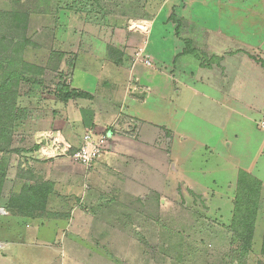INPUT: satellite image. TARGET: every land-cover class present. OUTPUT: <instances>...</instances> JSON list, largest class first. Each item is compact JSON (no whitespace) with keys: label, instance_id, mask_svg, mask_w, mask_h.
Returning a JSON list of instances; mask_svg holds the SVG:
<instances>
[{"label":"rangeland","instance_id":"obj_1","mask_svg":"<svg viewBox=\"0 0 264 264\" xmlns=\"http://www.w3.org/2000/svg\"><path fill=\"white\" fill-rule=\"evenodd\" d=\"M220 2L0 0V215L6 200H14L15 191L21 190L26 197L21 206L36 200L37 211L32 212L36 216L43 214L46 206L37 194L60 193L53 199L50 215L54 219L73 215L75 223L72 234L65 229L56 242L55 231L46 230L52 235L42 239L50 244L44 248L50 246L57 251L51 252L49 259L36 245H24L20 264H264V212L257 214L249 250L243 251L230 233L236 168L240 164L252 166L264 179V133L257 134L255 125L245 117H233V131L238 134L233 142L234 165L227 166L226 171L220 167L222 171L217 174L222 179L234 178L232 183H217L216 189L206 192L191 180L177 182L172 132L160 125L161 114L177 121L174 123L182 128L180 140L184 138L187 146L196 141L214 144L225 133L216 130L199 111L188 109L186 102L192 99L186 96L185 103L180 99L182 88L175 94L170 92L169 104L162 106L157 99L156 106H161L159 126L154 125L148 153L136 154L124 165L107 171L113 182L103 181L96 189L98 193L83 205L78 198L68 196L65 182L54 176L71 171L67 163H76L63 157L41 158L37 153L39 148L50 147L52 139L70 145L72 150L80 143L82 135L74 132L69 117H65L66 109L62 112L64 102L57 96L62 85L81 93L89 88L93 98L85 103L91 113L86 110L84 118L90 122L94 114L103 113L104 98L118 92L140 101L148 99L153 70L158 75L153 77L156 82L160 83L162 76L174 82L178 64L183 61L206 69L227 61L228 69L233 66L231 71L237 70L234 66L238 63H248L250 74L259 71L253 82L257 80L264 93V19L257 12L263 9L262 1ZM141 22L150 23L144 26ZM191 51L195 53L187 55ZM150 52L158 53V62L163 65ZM224 67L222 71L228 70ZM194 97L199 103L200 96L194 93ZM174 101L186 106L179 110V102L176 105ZM81 103H75L74 109L83 116ZM202 107L203 103L197 109ZM211 112L206 109L207 115ZM253 116L257 123L264 121L262 114ZM116 117L119 126L125 124V128L111 129L117 133L111 132L108 148L101 156L113 154L122 162L121 152L139 139L140 121L122 113V108ZM95 128L92 124L83 137L102 131ZM55 167L62 171H55ZM180 167L185 170L191 163ZM194 167L200 169L199 165ZM44 178L48 179L45 183ZM261 209L264 211V204ZM39 242L34 240L33 244ZM71 247L74 254L69 256Z\"/></svg>","mask_w":264,"mask_h":264},{"label":"crops","instance_id":"obj_2","mask_svg":"<svg viewBox=\"0 0 264 264\" xmlns=\"http://www.w3.org/2000/svg\"><path fill=\"white\" fill-rule=\"evenodd\" d=\"M222 1L223 0H221L220 3H222ZM258 1H262L261 6L264 9V0ZM263 9L258 10L257 12L264 19ZM254 45L256 46V44ZM254 45H249V47ZM259 46L260 45L256 47ZM150 54L156 62H158L161 58L158 53L154 55L150 52ZM187 55L191 54L187 53ZM158 63L163 65V63L161 62ZM219 66H215L214 69H206L195 63L191 65L188 62L183 61L178 64L179 68L174 82H171L169 78H166L164 76L161 77L162 79L160 80V83L156 82L153 77L158 75L154 70L153 72H151V74H153V77L149 79L150 81H148V83H150V86L152 87V94L145 101H140L134 97H124V95H120L121 93L119 92L116 95L113 94L111 98H104L106 100V106L103 107V113L97 114L98 117H95L94 114V117L92 118L93 120L91 121L92 124L96 125L95 129L102 130L104 133L106 130L104 131L103 129L107 126V131H111L113 127H116L117 130H120L122 126L123 128H125V124L121 125V127L119 126L118 122L120 121L116 117L122 108V113L133 116L140 121V124L138 123L140 135L139 139L137 142L129 145V147H125L124 152H121L122 156L120 159H122V162L119 161L113 154H104L102 156L100 155L98 159L88 168H85L83 165L77 162H75L76 164L67 163L72 170H66V173H63L62 169L55 167V171H62L54 173V176L55 178H57L56 180H63L65 182L66 187L69 189L67 191L68 196L78 198L79 205H83L84 202H87V199L94 197L96 193H98L96 189L101 188L100 184L103 183V181L113 182L112 176L109 175L107 171H109L110 169H116L124 165L127 160L130 161L136 154L140 156L144 153L146 154L148 143L152 139V131L156 130L154 128V125L159 126V124L157 123L159 119L158 110H161V106H156L158 104L156 102L160 100L162 106L163 104H169L170 92L172 91L173 94H175L178 90H180V88H182L183 90L182 93L180 90L178 95L180 96L181 100L184 99V103L185 100L191 96L190 99L192 100H188L186 102L187 104H189L188 109L199 111V113L203 114L201 115V117H208V120L212 122V125H214L215 129L223 131L225 134L219 136L217 138V142H215L214 144H210L209 142L204 141H196L191 142V146H187V143L185 142L186 140L184 138H182V141L180 140V137L182 136V128H179L178 125L174 123L176 120L172 122L169 120V118L166 119L165 117H163L162 115L164 114L162 113V124L160 125L164 126L163 128H166L172 132V140L174 141V165L177 167L178 171V175L176 177L177 182H187L188 180H191L200 191L205 192L209 191L211 188L216 189V187H218L217 183H222V185L223 183L227 182L232 183L231 181L234 178H227V176H225L224 179H222L219 178L217 174L223 169L226 171L227 166L232 167V165H234L232 157V154L234 156L233 142L237 141L236 139L238 137V134L233 131V117H245V119L248 120L249 124L255 125V132L257 134H260L261 132L264 133V131H262L264 130L262 128V122L264 121L257 123V119L253 116L258 114H262L264 116V93L262 89H260V86L255 83L257 80L253 82V78L257 79V77L255 76L256 73L260 74L259 71H257L254 75L250 74L248 70V63H238L236 66H234L237 69L236 71H231L233 69L232 65H229L230 68L228 69L227 61H224L223 63L221 62V65ZM223 66H225L224 68L227 67L228 70L222 71ZM192 70H195L196 73H192ZM86 91H88L90 94ZM82 92L89 94L93 98V95L89 88L83 89ZM194 93L200 96L199 103L198 99L194 97ZM86 101L87 99H72L68 102H64V104L61 105V107L63 108L62 112H64L66 109L65 117H69L71 119L69 120L68 118V122L75 129H73L72 127L71 128L75 130L74 132L76 134L82 135L80 137L81 139L87 129L92 126L90 120L88 121L84 118L86 110L91 113L90 107L87 105V103H85ZM77 102H82L81 104L84 111L83 116L79 115V110L74 109V104ZM178 102L179 101H174L173 104L177 105ZM184 103L181 104L179 102V110H181L182 106H186V104ZM201 103H203V107L202 109L198 110L197 107ZM86 106H88V108ZM207 108L212 111L210 115H207L206 113ZM78 118L81 119L78 120ZM229 127L231 129L227 131ZM60 128L61 127L58 126V129ZM102 131L95 133L99 134L102 133ZM228 134L230 135V137ZM81 139L79 142H81ZM79 145L80 143L78 144V146ZM78 146L76 147V149L78 148ZM68 147L70 154L75 152V150H72V147H70V145ZM64 160H66V158H64ZM188 161L191 163V167L186 168L185 170L181 169L180 166L186 165ZM197 165H199L200 167L199 170H196L194 167ZM36 166L41 165L38 164ZM220 167H222L221 171H219ZM74 170L81 172L74 173ZM145 170H148V168H146ZM240 170L246 172L247 174L251 175L261 182L259 207L257 212V214L259 215L261 212H264L261 211V207L264 204V179L259 178V175L256 174L257 171L252 166H249L248 168L243 166V164H240V168H236L235 170V187L237 175ZM150 173L153 172L150 171ZM150 175L152 174H149V176ZM42 176L46 177V174H42ZM19 180L21 179L17 178L18 182ZM47 181L48 179L44 178L42 182L45 183ZM53 181L54 179L51 180V182ZM8 183L9 182L7 181L5 188H7ZM20 194L21 190L17 192L15 191L13 192L12 198L18 197L20 196ZM59 194L60 193H53L48 195L46 206L44 209L45 212L37 216H28L27 214H23L17 207L12 208L13 206L9 205L11 197H9L8 202L6 200L7 205L3 207V213L0 215V264H20V251L23 250L22 246L24 245L28 247L31 246L32 248H34V246L36 245L38 247L37 249H39L40 252H43L44 256H46L47 258L48 255L51 254V252L57 253V251L50 246L48 248H44V246L50 244L49 242L42 241V239H47L45 235H52L51 232H47L46 230L52 232L55 231L53 235L54 242H56V240H58L57 237L61 231L63 233L65 229H68L71 235V230L74 228L73 225H75V223L73 222L74 216L72 214L71 218L69 219H54L53 216L50 215V209L53 207V204H55V201L53 199L58 198ZM55 207L57 208V206ZM34 221H38L39 224L36 225ZM26 236H28V240L26 239ZM39 236L41 237L40 240H38ZM42 236H44L45 238H42ZM30 239H32L33 241H40L39 245L35 243L33 244V241ZM27 241H29L28 244L26 243ZM73 250L74 247H71L69 256L74 254Z\"/></svg>","mask_w":264,"mask_h":264},{"label":"trees","instance_id":"obj_3","mask_svg":"<svg viewBox=\"0 0 264 264\" xmlns=\"http://www.w3.org/2000/svg\"><path fill=\"white\" fill-rule=\"evenodd\" d=\"M175 32L176 34L178 33V27L175 29ZM194 53V51H191L190 54ZM195 58L197 57L195 56ZM262 65L264 66V63H262ZM57 96L61 102H68L72 99H89L91 97L87 93L69 90L67 86L63 85L59 87ZM30 191H33V189ZM260 191L261 182L259 180L241 170L238 172L235 195L232 203L230 233L232 234V240L241 243L243 251H247L251 247L254 224L259 207ZM37 193H40V191ZM23 195L26 196V192ZM37 196L38 199L44 198L43 203L45 204L48 193H45L43 196L37 194ZM25 198L26 197H23L21 194L20 196L15 197L14 200L11 199L9 205L17 207L22 213L24 212L28 216H33L32 212L37 211L34 207L37 205V202L34 200L33 203L31 202L29 205L21 206L20 203L25 200ZM25 206L28 208V212L26 211V208H24ZM261 253L264 256V233L262 237Z\"/></svg>","mask_w":264,"mask_h":264},{"label":"built area","instance_id":"obj_4","mask_svg":"<svg viewBox=\"0 0 264 264\" xmlns=\"http://www.w3.org/2000/svg\"><path fill=\"white\" fill-rule=\"evenodd\" d=\"M111 132L117 133V131L114 130L105 131L104 133L102 132L99 134H86L81 139L78 148L74 153L71 154L69 153V147L65 143H62L59 139H52L50 147L39 148L37 153L40 154V157H63L77 162L83 165L85 168H88L108 148L109 140L112 138ZM60 144L62 146H60Z\"/></svg>","mask_w":264,"mask_h":264},{"label":"bare ground","instance_id":"obj_5","mask_svg":"<svg viewBox=\"0 0 264 264\" xmlns=\"http://www.w3.org/2000/svg\"><path fill=\"white\" fill-rule=\"evenodd\" d=\"M149 23H150V22H147V23H143V22H141L140 24H141V25H144V26H146V25L149 26V25H148ZM140 29L142 30V28H140ZM143 30H146V29L143 28Z\"/></svg>","mask_w":264,"mask_h":264}]
</instances>
